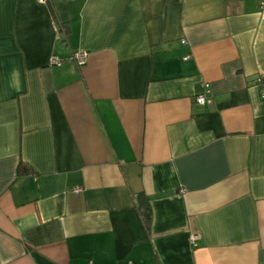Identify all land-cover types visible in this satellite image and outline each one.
<instances>
[{"label": "crops", "instance_id": "0c3cea01", "mask_svg": "<svg viewBox=\"0 0 264 264\" xmlns=\"http://www.w3.org/2000/svg\"><path fill=\"white\" fill-rule=\"evenodd\" d=\"M262 75L264 0H0V264H264Z\"/></svg>", "mask_w": 264, "mask_h": 264}, {"label": "built area", "instance_id": "2783aa9c", "mask_svg": "<svg viewBox=\"0 0 264 264\" xmlns=\"http://www.w3.org/2000/svg\"><path fill=\"white\" fill-rule=\"evenodd\" d=\"M40 3L46 2V0H37ZM182 42H185L182 40ZM70 58L78 65L81 66L85 63L86 59V52L84 51H77L71 54ZM65 59H59L56 58L55 56H51L49 58V63L54 64V65H59L61 64ZM257 82L264 84V75L258 76L256 79ZM201 91L194 96V100L199 103V104H204L206 102L210 101V98L208 97V92H209V84L207 82H201L200 83ZM198 238L197 234H192L190 236L189 242L192 245H195V241Z\"/></svg>", "mask_w": 264, "mask_h": 264}, {"label": "trees", "instance_id": "16d2710c", "mask_svg": "<svg viewBox=\"0 0 264 264\" xmlns=\"http://www.w3.org/2000/svg\"><path fill=\"white\" fill-rule=\"evenodd\" d=\"M149 197L146 196L143 192H139L136 194V208L147 228H149L151 220H152V210L150 207Z\"/></svg>", "mask_w": 264, "mask_h": 264}, {"label": "water", "instance_id": "95a60500", "mask_svg": "<svg viewBox=\"0 0 264 264\" xmlns=\"http://www.w3.org/2000/svg\"><path fill=\"white\" fill-rule=\"evenodd\" d=\"M65 28H67V27H65Z\"/></svg>", "mask_w": 264, "mask_h": 264}]
</instances>
